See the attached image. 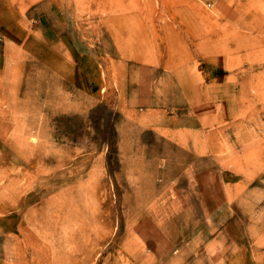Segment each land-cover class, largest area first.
Segmentation results:
<instances>
[{
	"label": "rangeland",
	"instance_id": "374dc122",
	"mask_svg": "<svg viewBox=\"0 0 264 264\" xmlns=\"http://www.w3.org/2000/svg\"><path fill=\"white\" fill-rule=\"evenodd\" d=\"M31 1L0 17V264H264V0Z\"/></svg>",
	"mask_w": 264,
	"mask_h": 264
},
{
	"label": "crops",
	"instance_id": "0c3cea01",
	"mask_svg": "<svg viewBox=\"0 0 264 264\" xmlns=\"http://www.w3.org/2000/svg\"><path fill=\"white\" fill-rule=\"evenodd\" d=\"M48 2L46 0H33L31 3H29L27 7V13L29 14L30 18H32L33 21L35 19L41 20L42 16L45 15L44 10H47L46 3ZM24 0H0V17H8L12 15L13 10L18 13L19 5L21 4V7H23ZM50 3V2H48ZM47 5L49 6L50 4ZM46 16V15H45Z\"/></svg>",
	"mask_w": 264,
	"mask_h": 264
},
{
	"label": "bare ground",
	"instance_id": "6f19581e",
	"mask_svg": "<svg viewBox=\"0 0 264 264\" xmlns=\"http://www.w3.org/2000/svg\"><path fill=\"white\" fill-rule=\"evenodd\" d=\"M248 93V92H247ZM203 104V103H202ZM253 138H255V137H253ZM169 178V177H168Z\"/></svg>",
	"mask_w": 264,
	"mask_h": 264
}]
</instances>
